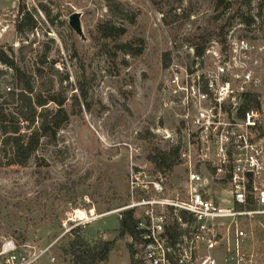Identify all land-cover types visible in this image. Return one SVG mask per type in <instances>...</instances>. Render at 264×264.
Returning <instances> with one entry per match:
<instances>
[{"label": "rangeland", "instance_id": "1", "mask_svg": "<svg viewBox=\"0 0 264 264\" xmlns=\"http://www.w3.org/2000/svg\"><path fill=\"white\" fill-rule=\"evenodd\" d=\"M226 3L224 10L217 0H0V15L6 12L14 20L0 47L28 78L32 96L62 99L69 106L77 95L81 109L54 138L41 139L25 166L11 162V148L4 144L3 127L12 128L13 122L8 118L0 124V247L10 241L30 251L51 246L38 264H67L57 253V240L67 235L63 223L78 221L79 211H92L83 219L90 227V242L102 239L96 229L115 233L118 215L108 213L128 204L131 166L159 175L169 190L182 183L180 165L160 172L148 164L155 150H180L186 142L168 105L165 83L170 65H194V44L201 36L208 40L205 48L230 36L264 37V0ZM19 7L30 13L32 31H16ZM73 13L81 14L85 41L68 25ZM106 22L123 26L132 45L143 41V53L131 57L116 52L112 60L113 46L93 40L96 27ZM13 73L0 62V109L16 118L21 103L9 100L8 94H17L16 87L23 88V83L14 81ZM45 107L56 109L53 102ZM129 241H122L125 247Z\"/></svg>", "mask_w": 264, "mask_h": 264}, {"label": "built area", "instance_id": "2", "mask_svg": "<svg viewBox=\"0 0 264 264\" xmlns=\"http://www.w3.org/2000/svg\"><path fill=\"white\" fill-rule=\"evenodd\" d=\"M9 15H0V42L14 27ZM165 89L186 141L182 183L169 190L131 166L128 204L108 214L132 211L143 264H264V37L209 44L189 68L170 65ZM75 219L63 235L85 226ZM50 248L10 241L0 264H38Z\"/></svg>", "mask_w": 264, "mask_h": 264}, {"label": "trees", "instance_id": "3", "mask_svg": "<svg viewBox=\"0 0 264 264\" xmlns=\"http://www.w3.org/2000/svg\"><path fill=\"white\" fill-rule=\"evenodd\" d=\"M218 5L224 10L227 9L228 0H217ZM226 3V4H224ZM223 4V5H222ZM44 12L46 9L43 8ZM47 13V12H46ZM134 18H136L134 16ZM130 20V24L135 23V19ZM247 20V19H246ZM252 21V19H250ZM35 23L30 13L25 12L23 7L18 8L16 19V31L24 32V28L32 31ZM126 29L116 27L110 22L100 24L93 32V40L97 43L102 42L103 47L106 43H110L112 47V60L116 52L124 55L137 57L144 51L143 41H139V45H132L126 39ZM209 37V35H207ZM201 41L194 44V53L196 57L203 54L207 38L201 36ZM0 62L14 70L13 79L16 82L23 83V88L16 87L19 92L15 91L8 94L9 100L21 103V109L16 113V118L5 114L0 109V124L7 122L8 118L13 122L12 128L3 127L4 144L11 148L12 159L14 165L25 166L32 156L37 152L40 141L43 138H54L56 132L68 121L70 116H77L81 113L77 95L71 98V105L65 106L64 100L54 99L50 96L42 97L40 95L32 96L33 88L26 75L13 67L12 61L6 56L0 47ZM170 65V61L166 58L164 66ZM80 96L84 98V89L81 85L78 88ZM53 102L56 105L55 110H48L45 106ZM77 107V109H75ZM24 110V112H23ZM24 128L28 133L20 135L21 129ZM178 147H174L170 152L152 151L148 156V164L153 166L156 171H171L175 166L181 164L178 156ZM87 226L73 229L67 235L57 240L59 245L57 253L60 259L69 261V264H102L107 262L110 252L114 249L116 242L129 239L126 248L129 254L130 264H143L139 257L140 237L135 227V219L132 211H124L119 219V229L117 236L106 241L100 238L89 241L87 235Z\"/></svg>", "mask_w": 264, "mask_h": 264}, {"label": "crops", "instance_id": "4", "mask_svg": "<svg viewBox=\"0 0 264 264\" xmlns=\"http://www.w3.org/2000/svg\"><path fill=\"white\" fill-rule=\"evenodd\" d=\"M104 216H107V215H103V216H101V218ZM98 220H100V219H98ZM88 229H90V227H88ZM118 229H119V227H118ZM116 231L113 234H106L104 231L101 232L100 230L96 229L95 232H98L100 234V237H102L103 240L110 241V240H112V238L117 236ZM43 264H45V263H43ZM67 264H69V263H67ZM102 264H130L128 251H127V249H126V247L122 241H119L115 244L114 249L109 254L107 262L102 263Z\"/></svg>", "mask_w": 264, "mask_h": 264}, {"label": "water", "instance_id": "5", "mask_svg": "<svg viewBox=\"0 0 264 264\" xmlns=\"http://www.w3.org/2000/svg\"><path fill=\"white\" fill-rule=\"evenodd\" d=\"M81 14L73 13L68 17V25L74 33L82 40L85 41L84 33L80 22Z\"/></svg>", "mask_w": 264, "mask_h": 264}, {"label": "bare ground", "instance_id": "6", "mask_svg": "<svg viewBox=\"0 0 264 264\" xmlns=\"http://www.w3.org/2000/svg\"><path fill=\"white\" fill-rule=\"evenodd\" d=\"M77 214H78L79 218H81V219H87L89 215L90 216L93 215V212L91 211L90 213L89 212L88 213H85V212L79 211V212H77Z\"/></svg>", "mask_w": 264, "mask_h": 264}]
</instances>
